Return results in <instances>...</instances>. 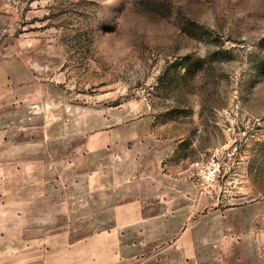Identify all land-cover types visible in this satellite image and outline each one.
I'll return each instance as SVG.
<instances>
[{
  "label": "rangeland",
  "instance_id": "374dc122",
  "mask_svg": "<svg viewBox=\"0 0 264 264\" xmlns=\"http://www.w3.org/2000/svg\"><path fill=\"white\" fill-rule=\"evenodd\" d=\"M169 192L264 264V0H0V264H105Z\"/></svg>",
  "mask_w": 264,
  "mask_h": 264
},
{
  "label": "crops",
  "instance_id": "0c3cea01",
  "mask_svg": "<svg viewBox=\"0 0 264 264\" xmlns=\"http://www.w3.org/2000/svg\"><path fill=\"white\" fill-rule=\"evenodd\" d=\"M170 195L169 192L163 197L153 198H159L156 200L159 205L164 203L161 207L146 206L151 202L142 200L140 205L135 207L119 208L118 212L122 213L123 217L107 232V237L113 242L108 243L107 247H113L114 254L111 259V254L108 253L105 264H228L232 259L238 260L236 244H233L234 248L231 250L221 239H196V228L209 231L212 224L205 221L210 212L200 210V207L196 209L194 195L190 208L192 220L187 218L186 222L183 221L179 226L177 219L168 218L189 210L172 206ZM196 213L199 216L197 222ZM128 214L133 217H126ZM237 225L241 226L242 223H236L235 228ZM237 241L239 243L238 239Z\"/></svg>",
  "mask_w": 264,
  "mask_h": 264
},
{
  "label": "built area",
  "instance_id": "2783aa9c",
  "mask_svg": "<svg viewBox=\"0 0 264 264\" xmlns=\"http://www.w3.org/2000/svg\"><path fill=\"white\" fill-rule=\"evenodd\" d=\"M237 151V148H233L232 150H228L225 154V158H232ZM220 152L219 150H216L213 158H212V164L208 168L206 174H204V178H206L209 182H215L218 178L219 172H220V162L219 160Z\"/></svg>",
  "mask_w": 264,
  "mask_h": 264
}]
</instances>
